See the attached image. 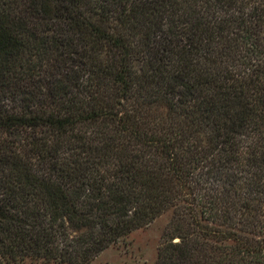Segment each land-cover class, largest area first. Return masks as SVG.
Masks as SVG:
<instances>
[{
    "label": "trees",
    "instance_id": "16d2710c",
    "mask_svg": "<svg viewBox=\"0 0 264 264\" xmlns=\"http://www.w3.org/2000/svg\"><path fill=\"white\" fill-rule=\"evenodd\" d=\"M164 213L155 264H264V0H0V263Z\"/></svg>",
    "mask_w": 264,
    "mask_h": 264
},
{
    "label": "rangeland",
    "instance_id": "374dc122",
    "mask_svg": "<svg viewBox=\"0 0 264 264\" xmlns=\"http://www.w3.org/2000/svg\"><path fill=\"white\" fill-rule=\"evenodd\" d=\"M169 217V213L160 215L146 227L132 232L125 240L103 250L88 264H155Z\"/></svg>",
    "mask_w": 264,
    "mask_h": 264
},
{
    "label": "water",
    "instance_id": "95a60500",
    "mask_svg": "<svg viewBox=\"0 0 264 264\" xmlns=\"http://www.w3.org/2000/svg\"><path fill=\"white\" fill-rule=\"evenodd\" d=\"M178 239L177 238H174V241H177Z\"/></svg>",
    "mask_w": 264,
    "mask_h": 264
}]
</instances>
